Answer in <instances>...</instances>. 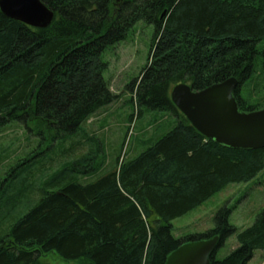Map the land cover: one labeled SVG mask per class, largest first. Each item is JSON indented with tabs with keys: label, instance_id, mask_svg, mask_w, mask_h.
I'll return each mask as SVG.
<instances>
[{
	"label": "trees",
	"instance_id": "1",
	"mask_svg": "<svg viewBox=\"0 0 264 264\" xmlns=\"http://www.w3.org/2000/svg\"><path fill=\"white\" fill-rule=\"evenodd\" d=\"M41 2L54 13L45 29L0 9V130L17 122L43 141L0 184V264H53L45 260L52 255L64 264H166L183 243L218 236L219 249L234 235L238 246L222 260L215 252L211 263L250 264L256 251L264 252V207L243 229L230 224L234 208L224 207L215 228L198 237L176 238L173 222L228 185L256 178L264 171V148L235 150L207 139L171 91L182 83L201 91L236 78L240 109H263L242 89L251 98L263 84L264 93V0ZM140 21L155 27L152 60L127 86L129 103L138 116L162 112L173 125L136 157L119 155L106 171L98 163L103 147L74 155L88 145L82 126L117 99L105 78L104 53Z\"/></svg>",
	"mask_w": 264,
	"mask_h": 264
},
{
	"label": "rangeland",
	"instance_id": "2",
	"mask_svg": "<svg viewBox=\"0 0 264 264\" xmlns=\"http://www.w3.org/2000/svg\"><path fill=\"white\" fill-rule=\"evenodd\" d=\"M154 34V25L140 21L129 32L125 40L105 51L104 60L109 65L105 78L117 99L108 107L102 108L82 126V131L85 133L81 134L88 140L85 141V144L88 145L74 155L75 159L87 153L90 147L101 146L103 149L99 154L98 163H104V168L107 171L106 164H115L119 155H121L122 161L136 157L143 150L147 140L159 138L173 125L168 114L148 110L140 117L134 106L129 103L131 94L127 90V86L141 75V72L152 60ZM263 46L264 42L260 44V48ZM252 78L262 79V75L254 74ZM261 86H259L255 97L251 98L248 96L249 89L244 86L242 96L252 102L258 101L264 109V93ZM131 117L133 118L132 122ZM82 139L84 140V138ZM72 141L71 139L66 141L65 146L71 145ZM65 146L52 149L55 150V154H58L64 150ZM40 148H43L42 138L31 136L26 128L17 122L0 130V184L7 178V173L11 168L26 162L31 155L39 152ZM50 152V150H46L43 155L46 159L45 162L50 159ZM27 167L28 164H25L17 171V174L22 173L21 171ZM105 170L99 176L103 175ZM29 171L30 169L24 173ZM42 176L48 177L50 173L45 172ZM38 196L39 192L36 191L35 199ZM224 207L234 208L229 219L231 225L239 229L251 226L264 207V171L250 182L228 185L204 205L184 217L176 219L173 222L174 236L178 239H185L207 234L215 228L214 217ZM26 212L27 209L18 217L23 216ZM237 246V236L234 235L228 238L225 244L216 251L215 257L222 260ZM45 260L53 264H64L54 255ZM250 264H264V252L256 251Z\"/></svg>",
	"mask_w": 264,
	"mask_h": 264
},
{
	"label": "water",
	"instance_id": "3",
	"mask_svg": "<svg viewBox=\"0 0 264 264\" xmlns=\"http://www.w3.org/2000/svg\"><path fill=\"white\" fill-rule=\"evenodd\" d=\"M0 9L8 18L36 29H45L54 20L53 11L41 0H0ZM238 87L236 78L201 91L182 83L172 89L171 99L207 139L235 150L263 149L264 109L242 111L235 95ZM219 245L218 236L183 243L168 256L166 264H212Z\"/></svg>",
	"mask_w": 264,
	"mask_h": 264
}]
</instances>
